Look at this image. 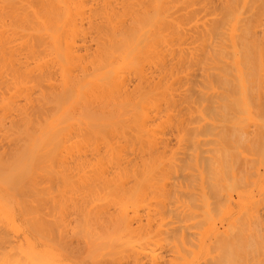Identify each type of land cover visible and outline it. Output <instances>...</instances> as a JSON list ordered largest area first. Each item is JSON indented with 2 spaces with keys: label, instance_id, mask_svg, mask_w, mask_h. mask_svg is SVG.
Listing matches in <instances>:
<instances>
[{
  "label": "bare ground",
  "instance_id": "bare-ground-1",
  "mask_svg": "<svg viewBox=\"0 0 264 264\" xmlns=\"http://www.w3.org/2000/svg\"><path fill=\"white\" fill-rule=\"evenodd\" d=\"M257 157L264 0H0V264L249 263Z\"/></svg>",
  "mask_w": 264,
  "mask_h": 264
},
{
  "label": "rangeland",
  "instance_id": "rangeland-1",
  "mask_svg": "<svg viewBox=\"0 0 264 264\" xmlns=\"http://www.w3.org/2000/svg\"><path fill=\"white\" fill-rule=\"evenodd\" d=\"M181 156H182V155H181ZM252 157L254 158V156H252ZM180 158H182V157H180ZM259 159H260V157H257L256 162H257ZM254 160H255V159H254ZM258 162H259V163H258ZM258 162H257V165H254V166H255V167L257 166V168L259 167V170L262 171V170L264 169V168H263L264 165H261V166H260V164H263L264 161H263V163H262L261 161H258ZM260 162H261V163H260ZM253 163L256 164L255 161H254ZM253 163H252V164H253ZM250 164H251V162H250ZM252 164H251V166H252ZM258 165H259V166H258ZM262 166H263V167H262ZM257 168H255V169H257ZM261 168H262V169H261ZM253 170H254V169H253ZM261 171H260V172H261ZM263 171H264V170H263ZM254 173H256V171H254ZM262 174H264V172H263ZM254 176H255V175H253V177H254ZM254 178H255V177H254ZM259 178H260V177H259ZM252 179H253V178H251L250 180H252ZM252 181H253V180H252ZM245 182H246V181H245ZM253 184H254V182H253ZM256 187H257V186L254 187V190H253V191H254V195L257 196V195H259V193H260V188H259V186H258L259 189L257 188V191H255ZM245 188H247V187H245ZM235 192H236V191H235ZM235 192H233V193L231 194V195H232V198H231V204H232V206L234 205V206H233L234 208H236V206H237L236 204L240 202V201H238V200H239V197H238V195H237V192H236V194H235ZM234 201H235V202H234ZM251 202H252V205H253V206L256 207V205H257L259 208H260V206H261V209L264 210V205L262 204V202L256 203L255 200H252ZM251 202H247L246 205L249 206V204H250V206H251ZM254 203H255V205H254ZM78 205H80V204H78ZM262 205H263V208H262ZM248 206H247V207H248ZM251 207H252V206H251ZM258 207H257V208H258ZM257 208H255V210H256ZM259 208H258V209H259ZM78 209H79V206H78ZM248 209H251V208L248 207ZM261 209H259V210H261ZM78 211H79V210H78ZM261 212H262V211H261ZM261 212H259V214H260ZM253 213H255V212H254V208L251 210V214H253ZM262 213H264V211H263ZM245 215H246V214H245ZM245 215H244V216H245ZM246 216L248 217V215H246ZM247 217H246V218H247ZM251 217H252V216H251ZM261 217H262V216H261ZM244 218H245V217H244ZM249 218H250V216H249ZM249 218H247L249 221H247L246 219H245V221H246V222H250V219H249ZM251 219H252V218H251ZM262 219L264 220V215H263V218H262ZM75 222H76V221H75ZM75 222H74V218L72 217V220H71V224H70V225H73V226H74V225H75ZM219 222H220V221H218V225L221 226V223H222V222H220V224H219ZM71 228H72V226H69V229H70V230H71ZM221 228H222V227H221ZM257 229H258V228H257ZM257 229H254L255 232L260 231L259 229H258V230H257ZM194 230H195V229H194ZM194 230H193V231H194ZM197 230H198V229H197ZM197 230L194 231V232H196V233L199 232V230H198V231H197ZM256 230H257V231H256ZM71 231H72V230H71ZM255 232H254V233H255ZM261 232H262V231H261ZM196 233H195V235L192 234V236H193V235L195 236V237L193 236L194 238L198 237V236H196V235H198V234H196ZM256 234L258 235L259 233L257 232ZM256 234H255V235H256ZM261 234L263 235V233H260L259 235H261ZM257 235H256V236H257ZM256 236H254V237H256ZM13 237H14V238H13ZM12 238H13L14 240H12ZM12 238H11L12 242L14 243V242L16 241L17 243L15 242L14 244H16L17 247L19 248V250H21L23 253H28V252L31 250V246L27 245V242H26V240L24 239V235H23V234H22V235H21V233L14 234V235L12 236ZM194 238H193V239H194ZM194 240H196V239H194ZM263 242H264V241H263ZM21 244H22V245H21ZM27 246H28V247H27ZM250 246H251V247H246V248H247V250L250 249V251L248 250V252L251 253L252 245H250ZM255 246H256V250H255V249H252V250L255 251L254 255L257 253L256 258H255V256L253 255V251H252V254L247 255V256L249 257L248 260L250 259L249 261H251V262L248 263V262H247L248 260H244V261H245V262L243 261L244 263L247 262L246 264H250V263H252V260H253V261H254L253 264H255V263H256V262H255V261H256L255 259H257L258 261H260L259 258H261V257H262V260L264 259V255H262V254L260 255V253H262V252H259V253H258V251H257V250L260 251V249L262 248L261 251L264 252V250H263V249H264V248H263L264 245H261V248L259 247L260 245H255ZM255 246H253V248H254ZM262 246H263V247H262ZM257 247H258V248H257ZM23 248H24V249H23ZM29 248H30V249H29ZM215 253H216V251L214 250V254H212V256H214ZM216 254H217V253H216ZM252 255H253V256H252ZM258 255H260V256L258 257ZM208 256L210 257V255H208ZM215 256H216V258H215ZM215 256H214V258L217 259V255H215ZM243 256H244V255H243ZM247 256L245 255V257H243V258H246ZM251 256H252L253 258H252ZM209 257H207V258H209ZM210 258H211L210 261H211L212 259L214 260V258H212V257H210ZM251 258H252V260H251ZM240 259H241V258L238 259L239 262L242 261V259H241V260H240ZM208 260H209V259H208ZM208 260H207V261H208ZM213 260H212V261H213ZM217 260H218V259H217ZM217 260H216V262H217ZM262 260H261V261H262ZM210 261H208L209 264H214V263H215L214 261H213V262H210ZM261 261H260V262H261ZM260 262H257V264L260 263ZM217 263H218V262H217ZM240 263H241V262H240ZM237 264H238V262H237ZM241 264H242V263H241ZM261 264H263V263H261Z\"/></svg>",
  "mask_w": 264,
  "mask_h": 264
}]
</instances>
